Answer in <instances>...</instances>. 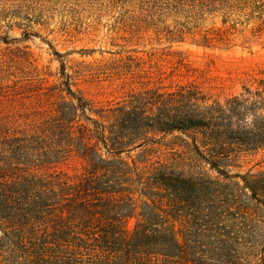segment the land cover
Here are the masks:
<instances>
[{
    "label": "trees",
    "instance_id": "obj_1",
    "mask_svg": "<svg viewBox=\"0 0 264 264\" xmlns=\"http://www.w3.org/2000/svg\"><path fill=\"white\" fill-rule=\"evenodd\" d=\"M206 4L264 32V0ZM59 73L33 83L20 121H0V264H264V68L222 98L187 81L110 105Z\"/></svg>",
    "mask_w": 264,
    "mask_h": 264
},
{
    "label": "rangeland",
    "instance_id": "obj_2",
    "mask_svg": "<svg viewBox=\"0 0 264 264\" xmlns=\"http://www.w3.org/2000/svg\"><path fill=\"white\" fill-rule=\"evenodd\" d=\"M199 0H0V121L35 108L33 83L59 81L61 63L75 88L110 105L143 87L192 81L222 98L264 68V32L244 14L223 16ZM227 20V21H226ZM238 21V22H236ZM225 31V41L204 34ZM18 86V90L14 91ZM19 94H17V93ZM261 155H244L243 171ZM72 165H62L72 173Z\"/></svg>",
    "mask_w": 264,
    "mask_h": 264
},
{
    "label": "clouds",
    "instance_id": "obj_3",
    "mask_svg": "<svg viewBox=\"0 0 264 264\" xmlns=\"http://www.w3.org/2000/svg\"><path fill=\"white\" fill-rule=\"evenodd\" d=\"M240 111L244 112L245 107L242 105ZM257 113L251 111L245 112L244 118L240 121V125L244 129H255V121L257 119Z\"/></svg>",
    "mask_w": 264,
    "mask_h": 264
}]
</instances>
